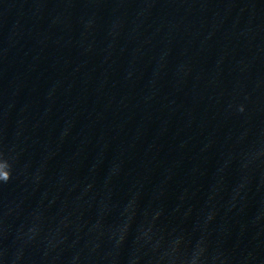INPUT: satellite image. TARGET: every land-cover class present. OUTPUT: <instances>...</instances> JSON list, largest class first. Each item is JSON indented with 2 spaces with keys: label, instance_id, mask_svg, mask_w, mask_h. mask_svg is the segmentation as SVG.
I'll return each instance as SVG.
<instances>
[{
  "label": "water",
  "instance_id": "water-1",
  "mask_svg": "<svg viewBox=\"0 0 264 264\" xmlns=\"http://www.w3.org/2000/svg\"><path fill=\"white\" fill-rule=\"evenodd\" d=\"M0 264H264V0H0Z\"/></svg>",
  "mask_w": 264,
  "mask_h": 264
}]
</instances>
